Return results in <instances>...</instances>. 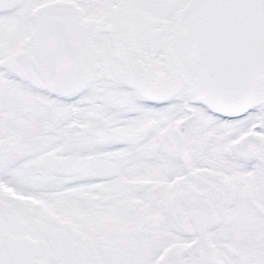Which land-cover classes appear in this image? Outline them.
<instances>
[{
    "label": "snow or ice",
    "instance_id": "obj_1",
    "mask_svg": "<svg viewBox=\"0 0 264 264\" xmlns=\"http://www.w3.org/2000/svg\"><path fill=\"white\" fill-rule=\"evenodd\" d=\"M0 264H264V0H0Z\"/></svg>",
    "mask_w": 264,
    "mask_h": 264
}]
</instances>
